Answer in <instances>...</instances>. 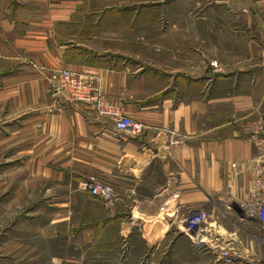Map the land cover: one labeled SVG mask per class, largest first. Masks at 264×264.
<instances>
[{"label":"crops","instance_id":"obj_1","mask_svg":"<svg viewBox=\"0 0 264 264\" xmlns=\"http://www.w3.org/2000/svg\"><path fill=\"white\" fill-rule=\"evenodd\" d=\"M105 1L15 0L0 20V56L20 58L19 71L0 78L2 183L16 182L21 199L24 185H42L54 216L64 208L71 218L95 201L103 224L118 221L113 264H264V244L250 238L237 248L236 227L261 228L241 219L239 204L262 166L264 0H177L191 1L194 14L174 22L193 31L172 69L120 67L110 52L87 47L77 16L121 6ZM67 68L94 77L146 130L118 131L94 104L65 102L51 80ZM90 177L114 185V205L83 191ZM202 208L211 236L190 235L183 217ZM214 244L237 257L225 262Z\"/></svg>","mask_w":264,"mask_h":264},{"label":"rangeland","instance_id":"obj_2","mask_svg":"<svg viewBox=\"0 0 264 264\" xmlns=\"http://www.w3.org/2000/svg\"><path fill=\"white\" fill-rule=\"evenodd\" d=\"M105 2L121 6L111 10L96 7L77 16L85 23L79 26L86 33L87 37L82 40L87 47L100 53L110 52L111 58L120 67L141 64L176 68L177 55L182 50L181 40L192 41L190 33L193 25L174 21L178 16L194 14L191 1H186L188 4L183 6L177 0ZM11 5L15 7V0H0V20L8 15L6 10ZM19 59L0 56V78L16 74ZM1 180L0 172V264H113V239L119 234L116 232L118 221L117 225L103 224V220L108 219L104 218L107 215L98 217V209L92 204L95 201H88L90 209L76 210L71 218L66 216L69 213L65 215L64 208L55 210L58 214L54 216L50 215L54 211V202L47 197L42 185L39 188L34 185L36 189L33 190V187L24 185V199H21L16 196V182L6 184ZM248 202L239 204L241 219H249L261 228H245L246 222L239 220L236 227L242 230L237 232V248L247 245L246 240L250 238L264 244V224L257 218L249 217ZM201 210L207 211L204 208ZM196 211L198 209L191 210L188 216ZM210 231L212 233V230L206 229L204 234L210 236ZM227 249L237 254L238 249Z\"/></svg>","mask_w":264,"mask_h":264},{"label":"built area","instance_id":"obj_3","mask_svg":"<svg viewBox=\"0 0 264 264\" xmlns=\"http://www.w3.org/2000/svg\"><path fill=\"white\" fill-rule=\"evenodd\" d=\"M262 54L264 57V41ZM212 65L218 66V62H212ZM51 83L54 93L60 95L65 102L70 104H94L98 114L110 119L118 131L141 134L146 130L144 122L122 114L116 105L102 95L101 91L95 86L94 77L88 74L79 73L68 68L60 69L53 73ZM260 145L262 151L260 161L262 162V166L257 172L248 207L249 217L257 218L264 224V138L260 140ZM233 166L236 165L234 164ZM81 188L92 197L99 198L110 206L116 202L117 193L115 187L101 178L90 177L88 180L82 182ZM211 218V214L205 210L199 209L195 213H191V215L184 218L186 224H188V233L190 231H197L204 234L206 229L210 230ZM199 225H201V228ZM210 247L227 263H232L237 257L235 253L218 244Z\"/></svg>","mask_w":264,"mask_h":264},{"label":"bare ground","instance_id":"obj_4","mask_svg":"<svg viewBox=\"0 0 264 264\" xmlns=\"http://www.w3.org/2000/svg\"><path fill=\"white\" fill-rule=\"evenodd\" d=\"M184 222H185V220H184ZM186 223V222H185ZM187 226H188V224H187ZM197 232V231H196Z\"/></svg>","mask_w":264,"mask_h":264}]
</instances>
